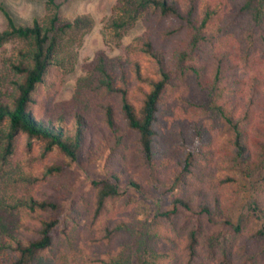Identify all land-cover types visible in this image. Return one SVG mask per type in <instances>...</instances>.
Returning a JSON list of instances; mask_svg holds the SVG:
<instances>
[{"label":"trees","instance_id":"16d2710c","mask_svg":"<svg viewBox=\"0 0 264 264\" xmlns=\"http://www.w3.org/2000/svg\"><path fill=\"white\" fill-rule=\"evenodd\" d=\"M46 6V15L23 24L0 2L5 20L0 46L16 42L3 57L13 92L0 102V178L7 176L0 183V264H255L260 249H249L247 238L235 244L234 238L205 236L201 215L238 233L239 224L214 216L221 209L218 187L243 180L242 186L252 188V176L264 170V0H118L106 25L110 38L119 39L138 22L143 29L116 63L99 51L88 64L98 72L88 84L103 122L95 130L80 111L70 123L50 114L48 104L68 70L60 55L64 36L89 19L61 17L55 0H46ZM232 52L244 65L261 61L250 90L242 89ZM181 87L196 89L204 99L199 103L216 112L217 130L175 116L168 95ZM20 132L43 138L45 151L56 149L70 160L112 138L110 170L76 201L51 198L40 188L57 190L51 176L63 164L29 161L25 171L9 175ZM169 134L175 135L174 182L193 177L208 184L190 182L197 204L174 196L170 209L137 219L122 197L124 188H139L136 175L155 174L153 164L167 166L162 144ZM135 144L139 153L132 170L127 158ZM215 155L221 170L230 173L210 176L205 165ZM249 194L247 209L259 222L254 233L264 237L263 197ZM180 209L193 212L195 220L179 226L174 215ZM83 211H88L84 238L78 229Z\"/></svg>","mask_w":264,"mask_h":264},{"label":"rangeland","instance_id":"374dc122","mask_svg":"<svg viewBox=\"0 0 264 264\" xmlns=\"http://www.w3.org/2000/svg\"><path fill=\"white\" fill-rule=\"evenodd\" d=\"M59 3V15L66 19L76 17H87L89 24L78 28L64 36L60 46V55L64 57L68 70L59 78V90L53 99L49 102L50 114L54 118L65 116L66 122L70 123L76 111L82 112L91 126L95 128L102 125L103 122L97 117L95 109L92 106L90 98L89 80L98 75V72L89 68V63L95 58L99 51L116 63L119 57L123 56L125 45L137 34L143 27L138 22L127 27L121 37L112 40L107 33V23L112 17V7L118 0H55ZM10 11L17 23H29L33 17H43L47 14L46 0H0ZM5 26V20L0 12V30ZM16 42H8L0 46V102H7L13 89L8 83L10 73L3 63V57L8 56ZM232 47V44H230ZM232 59L237 64L239 74L243 79V91L250 90L254 84L253 73L261 70V61L255 58L251 65H244L232 52ZM115 66V65H114ZM117 74L118 69L114 68ZM258 72V73H259ZM182 96V98H180ZM188 97L190 100H184ZM204 100L196 89L181 87L168 95V101L174 104L176 117L182 118L187 125L191 120H201L212 130H217L218 116L216 112L211 111L208 106L199 103ZM115 114H121L115 106ZM118 120H121L120 118ZM171 124H169L170 126ZM3 126L0 125V129ZM172 129L174 127L170 126ZM110 134V132H109ZM16 144L9 160V175L22 173L27 168V163L35 166L38 162L44 160L63 164L60 172L54 173L51 178L57 182V190L51 191L47 187H41L40 190L46 192L51 198L59 201L78 200L84 193L90 191L93 181L104 178L110 167L107 161L111 159L113 139L109 138L100 143L99 149L89 148L80 152L75 160H70L60 154L56 149L45 151L46 141L37 136H28L25 132L16 135ZM175 135L169 134L165 143L162 144L164 152L162 155L167 159V166L155 167V174L136 175L139 181V188H124L123 199L128 200V208L131 216L137 219L152 217L155 213L171 208V199L174 196H189L191 202L197 204L198 198L191 194L193 187L190 182L194 181L197 185H207L208 181L199 182L198 179L189 177L188 182H174L176 173L173 171L174 161L171 156L172 141ZM136 144L130 148L128 155V166L134 170L133 162L135 155L138 154ZM212 178L217 175L230 173L227 169L220 168L216 155L205 165ZM7 176L0 178V183L7 181ZM255 185L252 188L246 181L239 180L235 183H222L218 187L221 209L215 212L214 216L219 220L228 219L239 224L238 233H232L228 227L221 223H212L206 217L201 215V224L203 234L219 235L220 237L234 238V243H241V240L248 239L249 249H260L259 260L255 264H264V237H256L255 230L259 226L258 220L247 209L250 202L246 194H256L263 197L264 200V170L255 173L252 176ZM173 184L174 189L169 186ZM225 184V185H223ZM260 186L259 189H256ZM193 208H195L193 206ZM88 211H83L78 218V229L84 238L86 233V218ZM195 214L185 209H180L178 214L174 215L175 221L179 226L187 225L195 220Z\"/></svg>","mask_w":264,"mask_h":264}]
</instances>
